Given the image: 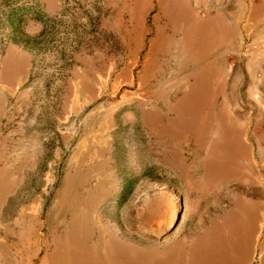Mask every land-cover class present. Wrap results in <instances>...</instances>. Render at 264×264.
I'll use <instances>...</instances> for the list:
<instances>
[{
	"label": "rangeland",
	"instance_id": "1",
	"mask_svg": "<svg viewBox=\"0 0 264 264\" xmlns=\"http://www.w3.org/2000/svg\"><path fill=\"white\" fill-rule=\"evenodd\" d=\"M0 264H264V0H0Z\"/></svg>",
	"mask_w": 264,
	"mask_h": 264
}]
</instances>
